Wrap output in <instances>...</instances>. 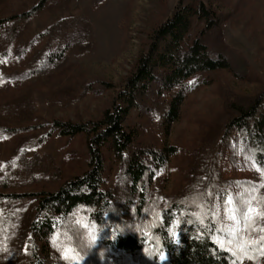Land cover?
I'll return each instance as SVG.
<instances>
[{"label":"trees","instance_id":"16d2710c","mask_svg":"<svg viewBox=\"0 0 264 264\" xmlns=\"http://www.w3.org/2000/svg\"><path fill=\"white\" fill-rule=\"evenodd\" d=\"M58 3L38 0L28 10L0 17V57L7 54L24 28L29 29L33 15L42 7L46 11L59 7ZM209 3L197 0L184 4L178 0L149 36L148 48L138 55L129 76L99 119L74 123L54 120L45 135L21 138L9 161L0 166V264H69L62 256L67 246L85 256L81 264H160L143 251L156 244L155 237L167 253L164 264H244L264 256V215L250 216L242 222L241 235L256 243L246 249V254L236 256L235 245L217 246L209 238L214 229L209 232L202 228L192 215L200 213L202 209L197 205H202L206 214H218L216 227L225 226L223 206L227 194L235 197V184L244 193L264 182V171H257L259 181H238L225 177L222 169L225 152L230 151L231 156L238 149L248 153L255 168L257 164L264 167V86L251 95L224 98L221 116L189 150L184 179L172 192L155 186L154 180L182 150L174 144H147L137 136L142 130L137 120L148 114L159 117L162 135L177 118L183 97L205 84L203 74L230 68L226 44L216 29L220 20ZM43 34L55 41L54 48L49 52L43 46L35 51L26 63V71L18 77L21 81L50 76L64 66L67 54L81 56L94 45L85 20L64 16ZM20 97L0 104V140L35 127L20 126L35 114L32 95ZM79 97L62 102L64 97L59 95L53 97V102L66 106ZM132 113L136 120L127 125ZM53 132L66 137L84 136L86 159L82 171L64 177L51 170L48 163L43 165L45 156L29 151ZM106 152L116 166L111 185L104 178ZM15 172L32 183L43 179L49 187L30 193L3 192ZM253 202L259 210L263 206L260 212L264 213V198ZM159 214L163 215V225L152 227L159 225ZM80 217L88 218L85 222L95 223L100 230V238L91 250L87 248L86 229L76 223ZM176 219L182 221L178 244L166 232L168 224ZM189 220L192 223L186 222ZM145 226L153 233L150 244L145 243Z\"/></svg>","mask_w":264,"mask_h":264},{"label":"rangeland","instance_id":"374dc122","mask_svg":"<svg viewBox=\"0 0 264 264\" xmlns=\"http://www.w3.org/2000/svg\"><path fill=\"white\" fill-rule=\"evenodd\" d=\"M36 1L0 0V17L19 14L35 5ZM58 1L56 6L59 7L53 6L48 11L42 7L44 10L41 8L37 15H33L29 29L24 28L20 38L9 46L7 54L0 57V104L19 99L23 94L32 95L35 103L33 119L20 124H33L35 127L0 140V166L9 161L21 138L45 135L54 120L74 123L99 119L129 76L138 55L148 48L153 30L170 15L178 3V0ZM208 1L220 20L216 29H219L220 37L226 44L230 68L203 74L201 78L205 84L183 97L177 118L162 135L156 116L148 114L147 118L145 116L137 120L142 127L140 133L137 132L139 140L154 145L174 144L182 150L181 154L177 153L171 158L154 180V185L162 187L165 192H172L181 185L189 150L218 121L224 98L234 94L251 95L264 86V0ZM196 2L182 0L184 4ZM64 16L85 20L94 38L92 49L81 56L67 54L64 66L50 76L39 79L30 77L21 81L18 77L26 71V63L31 55L43 46L49 52L54 48L55 41H50L49 36L42 35V32ZM59 95L64 97L62 102H67L69 97H80L64 106L63 103L53 102ZM134 120L135 115L132 113L127 119V125ZM29 151L45 156L43 165L48 163L51 170L64 177L85 168L86 142L81 134L66 137L53 132L46 135L38 146L30 147ZM112 161V156L106 152L104 178L107 185L114 181L116 166ZM222 169L227 178L238 181L246 178L260 180L259 172L248 153L241 149L231 156L230 151L225 152ZM17 173L10 175L7 187L2 188L3 192L30 193L49 187L43 179L32 183ZM237 188L236 184L232 188L235 197L241 192ZM258 198H264V187H258L253 192V199ZM255 205V202L251 204L257 208ZM222 213L225 226H234V222L226 218L225 211ZM257 235L258 232L255 238ZM244 264H264V256L254 263Z\"/></svg>","mask_w":264,"mask_h":264},{"label":"snow or ice","instance_id":"6c2138e0","mask_svg":"<svg viewBox=\"0 0 264 264\" xmlns=\"http://www.w3.org/2000/svg\"><path fill=\"white\" fill-rule=\"evenodd\" d=\"M157 119H159V117H157ZM256 170L264 171V167L257 164ZM258 187H264V183L261 185H254L247 192L240 193L238 197H233L231 194H227V199L225 200V216L227 219L234 222V226L230 225L225 227L221 225L216 227L215 222L218 218V214H206L203 211L202 205H197L198 208L202 209L200 213L192 214L197 217V220L202 228L209 230V232H212L214 229V233L210 235L209 238L213 239V242L216 243L217 246L224 248L226 245H235V251H233L231 247L228 248L229 251H233L234 256H236L237 253L246 254V249L252 243H256L255 241H247L244 239V237L241 235L244 230L241 225L242 222L246 223L250 216L264 215V213H261L258 208L251 206L253 201V192L256 191ZM211 195L212 194L209 193V196ZM237 201L239 202L238 204L236 203ZM245 205H248L246 210ZM209 212H211L210 209ZM87 219L88 218L86 217H80L76 220V223L86 229L87 248L91 250L100 238V230L95 223L85 222ZM209 220H211L212 223H208ZM181 222L182 221L179 219L172 220L166 228L167 235L173 243H179V228ZM186 222L192 223L191 220ZM162 225L163 215L159 214V225H153L152 227ZM144 235L146 237L145 243L150 244V241L153 238V233L147 230V226H145ZM113 239H116L115 233L113 234ZM155 239L156 244L150 245V247H145L143 251L149 259L155 258L159 260L160 264H164V262L167 260V253L163 250L162 245H160L159 237H155ZM62 256L66 261L69 262V264H81V262L85 259V256L81 255L75 248L71 246H67L63 249ZM100 257L104 258L103 252L100 253ZM248 258L251 259L252 257Z\"/></svg>","mask_w":264,"mask_h":264}]
</instances>
